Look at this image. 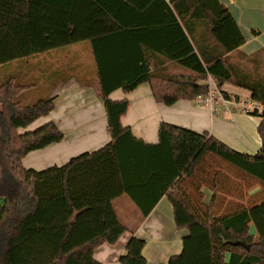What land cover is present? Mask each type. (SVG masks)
<instances>
[{"label": "trees", "instance_id": "obj_1", "mask_svg": "<svg viewBox=\"0 0 264 264\" xmlns=\"http://www.w3.org/2000/svg\"><path fill=\"white\" fill-rule=\"evenodd\" d=\"M143 7L162 12L160 46L147 48L190 74L151 70L141 47L144 33L128 31L146 24L137 20ZM85 40L93 44L111 134L96 151L62 166L26 168V154L61 141L64 133L54 122L20 131L48 115L53 99L23 104L18 97L26 85L0 82V264H104L94 250L127 231L113 204L123 194L145 217L167 194L177 227L188 234L165 264H264V111L255 113L262 118V147L248 155L208 132L166 122L158 143H145L122 124L129 99L109 97L148 82L155 99L171 105L207 93L209 86L198 81L211 75L220 87L230 82L250 90L264 105V71L255 63L262 54L247 56L253 69L232 62L246 39L228 7L220 0H0V65ZM222 162L262 188L249 195L243 178L225 172ZM204 187L213 192L209 203ZM235 240L250 248L230 243ZM145 245L131 236L120 264H148Z\"/></svg>", "mask_w": 264, "mask_h": 264}, {"label": "crops", "instance_id": "obj_2", "mask_svg": "<svg viewBox=\"0 0 264 264\" xmlns=\"http://www.w3.org/2000/svg\"><path fill=\"white\" fill-rule=\"evenodd\" d=\"M220 1L231 11L246 39L232 58L238 59L237 64H247L249 69H253L255 63L259 62L263 72L264 0ZM124 13L132 15L131 9H124ZM161 16L162 12L157 8L148 10L143 7L137 12V20L143 19L146 24L128 31H135L139 37L140 33H144L141 37L144 44L141 47L151 57V70L163 69L168 75L190 74L186 68L147 48L160 46L161 29L157 22ZM256 53L262 54L259 56L260 61L256 60L254 63L247 59V56L253 57ZM4 65L10 66V72H5L8 79L12 78L15 82L26 85L18 97L21 103L24 99L34 102L53 99L54 103V108L48 115L20 131H32L54 122L64 133L61 141L26 154L22 160L26 168L43 170L54 165L62 166L71 158L84 152L96 151L111 141L105 102L101 95L98 64L91 40L51 49ZM206 80L207 78L199 79L198 82L206 84ZM221 90L237 95L240 100L244 95L252 98L250 90L230 82L224 83ZM109 97L112 100L129 99L130 106L122 117V124L130 127L133 135L145 143H158L160 125L166 122L197 133L208 132L232 149L248 155H255L262 147V137L258 130L262 118L256 115L251 116L237 110L230 112L221 106L216 110L202 104L198 98L180 99L166 105L155 99L148 82L127 93L118 88ZM203 192L204 200L208 203L213 192L208 187H204ZM256 192L258 191L251 189L249 195ZM113 204L127 231L115 244L103 243L98 246L94 250L96 259L104 264H120V256L133 235L145 239L143 254L148 264H165L172 255L182 250V239L188 234V230L177 227L174 207L167 194L146 217L127 194L114 199Z\"/></svg>", "mask_w": 264, "mask_h": 264}, {"label": "built area", "instance_id": "obj_3", "mask_svg": "<svg viewBox=\"0 0 264 264\" xmlns=\"http://www.w3.org/2000/svg\"><path fill=\"white\" fill-rule=\"evenodd\" d=\"M206 84L209 86L208 92L197 97L201 99V103L204 105H208L216 110L221 106L230 112L242 109L246 114L251 116L264 111V105L258 100L251 98L252 100L247 104L243 103L235 94L226 95L211 75L208 76Z\"/></svg>", "mask_w": 264, "mask_h": 264}, {"label": "rangeland", "instance_id": "obj_4", "mask_svg": "<svg viewBox=\"0 0 264 264\" xmlns=\"http://www.w3.org/2000/svg\"><path fill=\"white\" fill-rule=\"evenodd\" d=\"M232 62L236 63V62H239V61H238L237 58H232ZM241 62L244 63V60H242ZM0 67H1L0 68V82H1V81H5L8 78V77H6V73L10 72V66L9 65H4V66L0 65ZM251 100L252 99L249 98V97H246V95L242 96V99H241V101L243 103H247V104H249ZM199 101L201 102V99H199ZM22 102H23V104H34L35 103L34 101H27V99L22 100ZM29 102H34V103H29ZM237 111L244 112L242 109H239ZM26 128L27 127H22L21 130H25ZM220 167H222V169H224L225 172H229L230 174H232V176L234 175V176H236L238 178H243V180H244L243 182L245 183V187L246 188L248 187L247 189H249V190L254 189V190L259 191L262 188V183L258 179L254 178V177H251V176L247 175L246 173H243V172L241 173L240 170H238L237 168L233 167L232 165H230V164H228L226 162H224V163L222 162ZM246 188H245V190H246ZM210 200H211V198H210ZM210 200H209V202H210ZM246 202H250L249 199L248 200L244 199V203H246ZM251 202H253V200H251ZM1 204H3V200L0 198V205ZM252 231L255 232V227L254 226L252 228ZM179 245H180V243H179Z\"/></svg>", "mask_w": 264, "mask_h": 264}, {"label": "water", "instance_id": "obj_5", "mask_svg": "<svg viewBox=\"0 0 264 264\" xmlns=\"http://www.w3.org/2000/svg\"><path fill=\"white\" fill-rule=\"evenodd\" d=\"M230 243H232L233 245H241L243 247H246L247 249L250 248V245H247L245 242L241 240L230 241Z\"/></svg>", "mask_w": 264, "mask_h": 264}]
</instances>
